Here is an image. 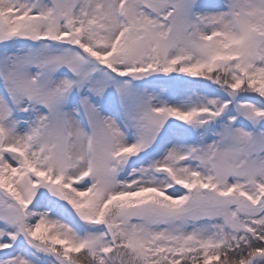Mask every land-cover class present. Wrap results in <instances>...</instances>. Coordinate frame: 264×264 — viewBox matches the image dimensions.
I'll return each instance as SVG.
<instances>
[{
  "label": "snow or ice",
  "instance_id": "obj_1",
  "mask_svg": "<svg viewBox=\"0 0 264 264\" xmlns=\"http://www.w3.org/2000/svg\"><path fill=\"white\" fill-rule=\"evenodd\" d=\"M0 264H264V0H0Z\"/></svg>",
  "mask_w": 264,
  "mask_h": 264
}]
</instances>
